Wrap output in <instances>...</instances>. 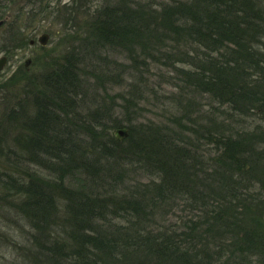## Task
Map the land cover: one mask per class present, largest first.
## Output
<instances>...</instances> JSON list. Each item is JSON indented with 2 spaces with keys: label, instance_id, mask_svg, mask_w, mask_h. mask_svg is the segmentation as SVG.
I'll return each mask as SVG.
<instances>
[{
  "label": "trees",
  "instance_id": "trees-1",
  "mask_svg": "<svg viewBox=\"0 0 264 264\" xmlns=\"http://www.w3.org/2000/svg\"><path fill=\"white\" fill-rule=\"evenodd\" d=\"M23 1L28 2L0 0L1 27L10 13L25 14V6L35 9L41 2ZM166 9L140 15L127 6L104 9L91 24L90 48L94 53L123 48L151 32L150 27L162 26L176 36L186 35L201 51V57L190 60L200 64L195 75L202 92L225 105L264 104L259 93L251 91L254 82H264L262 0H192ZM219 51L226 52L223 60L214 57ZM84 65V56L72 51L68 60L45 74L41 87L24 89L33 108L31 116L21 113L22 104L17 113L7 115L20 129L3 157L7 164L26 173L19 163L26 161L49 176L41 179L26 173L30 179L25 184L8 183L24 198L19 204L21 215L31 231L30 250L23 260L28 264H233V256L244 255V264H264V226L256 215L264 210V196L249 194L252 185L245 184L248 168L239 142L193 130V135L215 148L212 171L200 186L203 180L194 175L197 160L188 144L168 129L136 124L132 114L118 120L112 104L77 112L78 107L91 105L78 93ZM118 130L124 135L118 137ZM129 167L151 179L141 189L125 193L113 186L105 189ZM72 173L83 177V187L65 182ZM176 199L185 207V216L176 217L174 223L161 218L162 223L154 226L157 211L162 208L164 216L163 204Z\"/></svg>",
  "mask_w": 264,
  "mask_h": 264
},
{
  "label": "rangeland",
  "instance_id": "rangeland-1",
  "mask_svg": "<svg viewBox=\"0 0 264 264\" xmlns=\"http://www.w3.org/2000/svg\"><path fill=\"white\" fill-rule=\"evenodd\" d=\"M27 1L33 3V0ZM191 1L41 0L40 6L35 9L31 4L25 6V14L10 13L6 17V24L0 27V59L6 57V64L0 71V264H28L23 257L30 250L27 239L31 231L19 205L24 198L8 183L25 184L30 174L41 179L49 178L44 171L33 164L28 165L26 161L19 163L28 176L23 170L11 169L7 164L3 157L7 149L12 148L11 139L20 130L7 115L9 112L17 113L15 110L22 104L21 113L31 116L33 108L28 105L24 89L36 90L45 74L56 64L68 60L72 51L85 58L78 93L84 100L88 98L86 101L91 104L78 107L77 112L82 114L91 110L87 107L112 104L113 117L118 120L132 114L136 124L168 129L170 134L188 144L193 159L197 160L194 175L203 180L200 186L205 184L206 173L212 171L214 164L211 158L215 148L208 141L193 135V130H201L203 134L208 132L213 137L231 136L244 151L248 168L245 184L252 185L249 194L259 197L262 193L264 196V104L245 101L225 105L202 92L195 75L200 64H192L190 60L193 56L201 57L202 53L187 40L186 35L179 33L176 36L169 29L157 26L150 27L151 32L142 34L136 42L123 48L112 47L97 53L90 48L91 24L106 8L127 6L139 15L141 12L145 14L146 10H158L160 14L163 8L170 11L179 3ZM44 33L48 39L41 48L37 39ZM31 40L33 45L29 44ZM138 41L143 44L139 45ZM225 53L219 51L214 57L223 60ZM27 60L30 61L28 65ZM251 87V91L258 92V97L264 99V82H254ZM20 174L25 178L22 179ZM150 179L138 168L129 167L121 172L117 183L105 189L113 186L125 193L141 189ZM82 180L81 175L72 173L65 182L70 187L81 188L84 185ZM213 183H216L215 179ZM163 208L166 213L162 216V208L157 211L154 226L162 223L161 218L174 223L178 220L176 217L185 216V207L179 199L164 203ZM259 213L257 211L256 215L264 226V210ZM252 258L254 261L255 257ZM245 260L244 255L232 257L233 264H244Z\"/></svg>",
  "mask_w": 264,
  "mask_h": 264
},
{
  "label": "water",
  "instance_id": "water-1",
  "mask_svg": "<svg viewBox=\"0 0 264 264\" xmlns=\"http://www.w3.org/2000/svg\"><path fill=\"white\" fill-rule=\"evenodd\" d=\"M2 25V21H0V26ZM48 35L47 34H42L38 39H37V41H38V43H39V45L41 46V48H42V46H45V44H46V42H47V39H48V37H47ZM33 43V41H30L29 42V44H32ZM6 58L5 57H1V59H0V71H1V69H3V67L5 66V64H6V60H5ZM124 133H125V131H123V130H118L117 132H116V134L118 135V137L119 136H123L124 135Z\"/></svg>",
  "mask_w": 264,
  "mask_h": 264
},
{
  "label": "flooded vegetation",
  "instance_id": "flooded-vegetation-1",
  "mask_svg": "<svg viewBox=\"0 0 264 264\" xmlns=\"http://www.w3.org/2000/svg\"><path fill=\"white\" fill-rule=\"evenodd\" d=\"M34 44V41H33V43L32 44H30V45H33ZM6 58V57H5ZM30 63V61L29 60H27L26 61V65H28Z\"/></svg>",
  "mask_w": 264,
  "mask_h": 264
}]
</instances>
